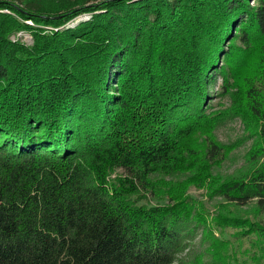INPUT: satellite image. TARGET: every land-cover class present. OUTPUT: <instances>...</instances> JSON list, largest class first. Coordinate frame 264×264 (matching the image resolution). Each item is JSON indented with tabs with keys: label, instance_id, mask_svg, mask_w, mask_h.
Returning <instances> with one entry per match:
<instances>
[{
	"label": "trees",
	"instance_id": "trees-1",
	"mask_svg": "<svg viewBox=\"0 0 264 264\" xmlns=\"http://www.w3.org/2000/svg\"><path fill=\"white\" fill-rule=\"evenodd\" d=\"M0 264H264V0H0Z\"/></svg>",
	"mask_w": 264,
	"mask_h": 264
},
{
	"label": "rangeland",
	"instance_id": "rangeland-1",
	"mask_svg": "<svg viewBox=\"0 0 264 264\" xmlns=\"http://www.w3.org/2000/svg\"><path fill=\"white\" fill-rule=\"evenodd\" d=\"M91 16L90 15H81L79 17H77L76 19L70 21L68 23V27H74L75 25H77L79 22L81 21H85L88 20ZM28 24H32V22H28ZM18 37L22 38V40L28 44L32 43V38L31 35L27 32H21L18 34ZM218 91H221V80L218 79V81L216 82L214 89H213V94L215 95L214 98V103L218 102V98L219 96L216 95L218 93ZM224 104H226V106H229L230 102L228 100L224 101ZM219 109V108H218ZM243 125L239 120H232L229 121L228 123H226L224 126H222L219 130H218V137L220 139L221 142L225 143V144H237L238 142L241 141L242 136H243ZM251 142H248L242 146H240L238 149L235 150V155L238 156V160L239 163L237 165V167L241 166L243 163L242 158H244L245 153L248 151V149L250 148ZM191 195L194 198H201L202 196L205 197V190H197V189H193L191 190ZM210 213V217L209 220L212 219L215 214H216V209H211L209 211ZM216 236H220V234L216 231ZM231 234V232H230ZM226 238H229V234H227ZM200 236H197L195 238V240L193 242H191V246L189 247V249L187 250L188 253L183 254L182 256L187 257L186 255H188L189 253L194 254V252H196V250L200 249Z\"/></svg>",
	"mask_w": 264,
	"mask_h": 264
}]
</instances>
